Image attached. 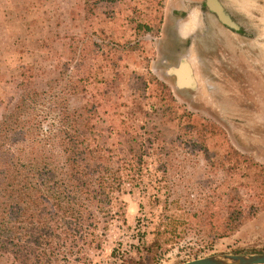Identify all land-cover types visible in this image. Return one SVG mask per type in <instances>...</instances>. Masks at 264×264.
Segmentation results:
<instances>
[{
    "label": "rangeland",
    "instance_id": "rangeland-1",
    "mask_svg": "<svg viewBox=\"0 0 264 264\" xmlns=\"http://www.w3.org/2000/svg\"><path fill=\"white\" fill-rule=\"evenodd\" d=\"M82 1L0 0V115L11 108L19 92L23 66L31 67L33 85L44 88L68 63L83 83L82 92L68 96L69 105L86 103L94 109L88 142L103 146L117 165L126 167L128 145L137 149L143 138L140 178L133 181L138 186L130 188L125 182L123 192L114 193L110 202L95 210L96 221L89 230L97 240L80 247L85 258L73 253L63 263L178 264L212 254L264 253V209L231 236L211 244L191 229L163 244L158 253L149 247L155 229L162 227L164 204L166 214L178 217L181 209L196 202L203 163L184 149L167 146L175 127L152 115L155 90H137L132 74H154L177 103L218 125L228 143L264 163V0H219L248 28L250 37H239L244 44L205 9L199 12L202 0H164L159 34L139 38L141 49L128 52L119 47L116 57L107 56L110 46L135 40L123 20L128 13L125 3L102 5L84 18ZM178 12L184 17L174 14ZM69 43L82 52L76 66ZM181 59L191 69L193 88L176 87L167 73ZM160 144L163 153L156 149ZM10 262L8 256L0 257V264Z\"/></svg>",
    "mask_w": 264,
    "mask_h": 264
},
{
    "label": "trees",
    "instance_id": "trees-1",
    "mask_svg": "<svg viewBox=\"0 0 264 264\" xmlns=\"http://www.w3.org/2000/svg\"><path fill=\"white\" fill-rule=\"evenodd\" d=\"M163 1L83 0L81 10L87 18L102 5L125 3L128 13L123 20L135 40L110 46L107 56L116 57L120 48L141 49L139 38L159 34ZM68 51L76 66L82 57L80 47L69 43ZM132 74L137 90H155L152 115L175 127L167 146L184 149L203 163L196 202L181 209L178 217L166 214L164 204L162 227L155 229L149 247L158 253L163 244L191 229L208 244L231 236L264 209V163L228 143L218 125L177 103L154 74ZM19 76V92L11 108L0 115V257L8 256L10 264H64L73 253L85 258L80 247L98 237L89 230L96 221L95 210L110 202L114 193L123 192L125 182L130 188L138 186L133 181L140 178L143 138L137 149L128 145L126 167L117 165L107 149L88 142L94 109L86 103L76 107L68 103V96L83 91L82 78L73 76L68 63L44 88L29 80L30 66H23ZM216 140L221 143L211 142ZM156 149L163 153L164 144Z\"/></svg>",
    "mask_w": 264,
    "mask_h": 264
},
{
    "label": "water",
    "instance_id": "water-1",
    "mask_svg": "<svg viewBox=\"0 0 264 264\" xmlns=\"http://www.w3.org/2000/svg\"><path fill=\"white\" fill-rule=\"evenodd\" d=\"M203 5L213 13L224 26L237 30L238 26L229 18L218 0H203ZM167 73L174 77L175 86L178 88H193L194 80L191 69L185 60L179 61L175 67L167 69ZM178 264H264V253L259 254H212L193 258Z\"/></svg>",
    "mask_w": 264,
    "mask_h": 264
},
{
    "label": "flooded vegetation",
    "instance_id": "flooded-vegetation-1",
    "mask_svg": "<svg viewBox=\"0 0 264 264\" xmlns=\"http://www.w3.org/2000/svg\"><path fill=\"white\" fill-rule=\"evenodd\" d=\"M218 2H219V4L221 5V7L223 8V10L227 13V15L229 16V18L238 26V29L235 31V30H232L231 28H228V27H226V26H224L223 24H221L219 21H218V19L216 18V16L213 14V13H211L210 11H208L207 10V8L203 5V0H202V3H201V5L198 7V9H199V12L200 13H203V12H201L203 9H205L204 11H206V14L207 15H209L210 16V18H212L213 20L215 19V21L219 24V26H221V27H223L225 30H228V31H230L231 33H233L234 35H235V37H240V38H244V39H248L250 36H249V33H248V28H246L245 26H244V23L243 22H241V21H239V18L238 17H236L234 14H232L229 10H227L222 4H221V2L218 0ZM201 8H203V9H201ZM174 14H176L177 16H179V17H182L183 16V14H181V13H174ZM184 17V16H183ZM210 18L209 17H204V19H206V20H210ZM200 21H201V23H202V21H203V18H200ZM175 31H176V29H175ZM239 38V39H240ZM241 41H242V44H244V42H243V39H240ZM181 60H184V59H181ZM180 60V61H181ZM174 78V77H173ZM183 88V87H182ZM187 88V87H186Z\"/></svg>",
    "mask_w": 264,
    "mask_h": 264
},
{
    "label": "crops",
    "instance_id": "crops-1",
    "mask_svg": "<svg viewBox=\"0 0 264 264\" xmlns=\"http://www.w3.org/2000/svg\"><path fill=\"white\" fill-rule=\"evenodd\" d=\"M193 14V11L191 12V15ZM200 23H201V21H200ZM186 61V60H185Z\"/></svg>",
    "mask_w": 264,
    "mask_h": 264
}]
</instances>
